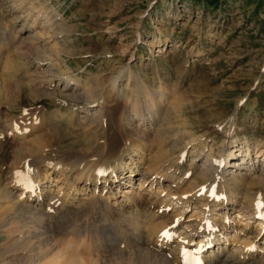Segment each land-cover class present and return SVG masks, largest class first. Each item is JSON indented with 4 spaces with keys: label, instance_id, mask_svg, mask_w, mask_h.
<instances>
[{
    "label": "bare ground",
    "instance_id": "1",
    "mask_svg": "<svg viewBox=\"0 0 264 264\" xmlns=\"http://www.w3.org/2000/svg\"><path fill=\"white\" fill-rule=\"evenodd\" d=\"M3 8L0 264H264V142L236 114L199 133L179 82L84 80L45 1ZM62 124L86 143L62 149Z\"/></svg>",
    "mask_w": 264,
    "mask_h": 264
},
{
    "label": "rangeland",
    "instance_id": "2",
    "mask_svg": "<svg viewBox=\"0 0 264 264\" xmlns=\"http://www.w3.org/2000/svg\"><path fill=\"white\" fill-rule=\"evenodd\" d=\"M0 1L12 9V0ZM43 1L69 25L63 57L74 74L109 82L130 65L152 87L179 82L194 99L185 115L194 130L236 114L237 134L264 142V0ZM22 97L32 106L27 87ZM49 100L38 105L52 110ZM60 134L62 149L86 143L65 124Z\"/></svg>",
    "mask_w": 264,
    "mask_h": 264
},
{
    "label": "snow or ice",
    "instance_id": "3",
    "mask_svg": "<svg viewBox=\"0 0 264 264\" xmlns=\"http://www.w3.org/2000/svg\"><path fill=\"white\" fill-rule=\"evenodd\" d=\"M163 235H164L165 237H167V238H170V237H169V233H168L167 231L164 232ZM183 243L187 244L188 241H184Z\"/></svg>",
    "mask_w": 264,
    "mask_h": 264
}]
</instances>
